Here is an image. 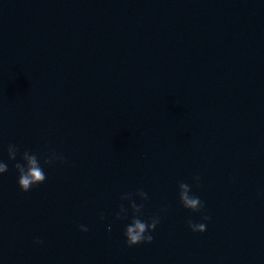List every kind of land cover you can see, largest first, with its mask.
<instances>
[{
  "label": "water",
  "instance_id": "obj_1",
  "mask_svg": "<svg viewBox=\"0 0 264 264\" xmlns=\"http://www.w3.org/2000/svg\"><path fill=\"white\" fill-rule=\"evenodd\" d=\"M0 264H264V0H0Z\"/></svg>",
  "mask_w": 264,
  "mask_h": 264
}]
</instances>
